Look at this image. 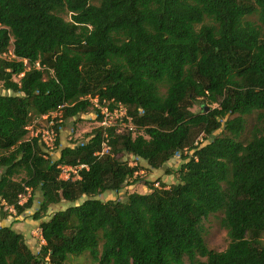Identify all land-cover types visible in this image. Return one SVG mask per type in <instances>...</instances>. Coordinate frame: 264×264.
Segmentation results:
<instances>
[{
    "label": "trees",
    "instance_id": "trees-1",
    "mask_svg": "<svg viewBox=\"0 0 264 264\" xmlns=\"http://www.w3.org/2000/svg\"><path fill=\"white\" fill-rule=\"evenodd\" d=\"M0 83V199L18 216L39 192L44 240L35 253L0 226V264H264V0H0ZM91 98L123 104L134 129L98 126L58 158L28 136L33 115L99 113ZM199 99L217 106L193 112ZM125 154L153 168L180 155L177 181L98 198L138 179ZM219 211L221 251L202 227Z\"/></svg>",
    "mask_w": 264,
    "mask_h": 264
},
{
    "label": "rangeland",
    "instance_id": "rangeland-1",
    "mask_svg": "<svg viewBox=\"0 0 264 264\" xmlns=\"http://www.w3.org/2000/svg\"><path fill=\"white\" fill-rule=\"evenodd\" d=\"M67 17V16H66ZM68 18V17H67ZM254 21H257L256 17H252ZM12 48L10 46V51L7 54H4V57L12 58ZM19 79V77H15ZM165 91V87L162 89ZM0 92L2 93H10L9 90L3 89L0 83ZM217 104H209L203 99H199L195 105L191 108L193 112H198L204 108H212L216 107ZM247 124L245 132L242 135V139H247L250 135V130L252 125L255 122L256 113L248 115L247 117ZM52 117L49 118L43 116H36L33 115L30 125H29V133L28 136H35L36 134L40 133L43 129H45L48 125ZM60 116L56 117L54 120L59 121ZM98 113L96 112V108L94 106H90L88 111L74 117L68 119H61L60 127L57 131V137L59 140L58 147L54 148H46L45 149L49 152V154L53 158H58L60 154V150L62 147L72 145L75 142H79L86 137V134L91 132L94 128L98 127ZM220 131H217L218 134ZM203 132H198L196 135L195 142H201L203 140ZM124 158L127 159L131 164H138L141 169L138 171V179L134 181L135 178H131L121 191L119 192H105L98 195V198L103 200L115 199V198H124L127 194L131 192H140L145 193L150 191L148 184L146 182H157L160 180L159 183H156L155 186L159 187L160 183H164L166 186H170L174 182L177 181V172H174L176 169L179 168L182 160L180 155L175 156L173 159L168 161L165 166L160 168H153L148 164V162L144 159H140L134 157L132 155L125 154ZM170 162V164H169ZM167 170H171L168 172ZM70 173L75 174L74 170L65 169L61 176L63 178H68ZM25 171H21L19 174L15 176L16 179L24 178ZM30 195V191L24 193L21 197V201L25 202ZM85 198V197H84ZM40 201V193H36V198L31 208H28L23 212L21 215H16L13 208L5 205L2 203L0 199V226L9 225L12 226L14 230L21 232L24 235V238L30 248L36 253L39 251L41 245L44 243L43 238L41 237V229H40V222L41 219L35 220L33 218V214L39 206ZM70 205L67 201H62L56 205H53L49 210V214L52 212L63 209ZM3 214L4 215L3 217ZM17 217V218H16ZM49 216H45L44 219L48 218ZM223 212L219 211L216 213L210 214L203 220V234L207 245L214 249V250H224L230 241V238L227 233V229L222 224ZM43 240V241H42ZM262 240L264 242V233L262 234ZM66 264H100L97 260H95L89 252H84L81 255H70ZM183 264H190L189 260L186 258Z\"/></svg>",
    "mask_w": 264,
    "mask_h": 264
},
{
    "label": "built area",
    "instance_id": "built-area-1",
    "mask_svg": "<svg viewBox=\"0 0 264 264\" xmlns=\"http://www.w3.org/2000/svg\"><path fill=\"white\" fill-rule=\"evenodd\" d=\"M91 100L99 110L100 118H99L98 125L101 126L103 129L106 130V128H109L112 126L118 127V130L124 127H129L132 130L134 129L135 126L131 123V121L129 122L126 121V119L128 118L127 109L123 104L119 103L115 105L113 109H111L109 105L107 104V102L105 101L102 104H100L97 98H91ZM60 112L61 111L57 110L55 112H52L51 114H47L43 116L46 118H49L50 116L52 117V119L49 122V125L39 133L40 140L45 145L46 148L51 149L55 147L57 131H58L56 130L55 125L56 123L59 124L62 119L60 116L61 114ZM58 116H60L61 119H59V121L54 120ZM108 148L109 147L104 142V151L108 150ZM62 169L63 171L65 169L74 170L73 167H69V166H63Z\"/></svg>",
    "mask_w": 264,
    "mask_h": 264
},
{
    "label": "crops",
    "instance_id": "crops-1",
    "mask_svg": "<svg viewBox=\"0 0 264 264\" xmlns=\"http://www.w3.org/2000/svg\"><path fill=\"white\" fill-rule=\"evenodd\" d=\"M169 164H170V162H169ZM2 203H4V202H2ZM17 218V217H16ZM1 226H3V225H1ZM42 237V236H41ZM43 241V240H42Z\"/></svg>",
    "mask_w": 264,
    "mask_h": 264
},
{
    "label": "water",
    "instance_id": "water-1",
    "mask_svg": "<svg viewBox=\"0 0 264 264\" xmlns=\"http://www.w3.org/2000/svg\"><path fill=\"white\" fill-rule=\"evenodd\" d=\"M204 109L208 110L209 108H204Z\"/></svg>",
    "mask_w": 264,
    "mask_h": 264
}]
</instances>
